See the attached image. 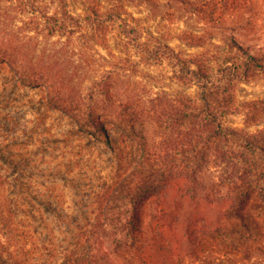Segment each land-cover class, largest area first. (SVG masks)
<instances>
[{
    "label": "trees",
    "instance_id": "obj_1",
    "mask_svg": "<svg viewBox=\"0 0 264 264\" xmlns=\"http://www.w3.org/2000/svg\"><path fill=\"white\" fill-rule=\"evenodd\" d=\"M130 1L157 0H81L80 14L71 10L70 0H0V70L18 74L23 86L44 89L49 108L62 103L77 128L71 135L94 139L120 155L122 174L108 199L112 207L80 229L62 264H165L167 259L184 264L186 251L175 250L167 220H186L192 257L202 253L203 237L214 244L221 240L232 251L259 241L264 236V99L242 102L238 87L264 76V55L251 54L230 38L224 49L202 45V53L183 56L160 38L148 37L127 8ZM235 1L203 0L187 10L207 20L212 33ZM111 26L123 48L138 52L143 63L168 64L184 91L145 97L120 73L121 66L98 64L92 41L98 37L106 47ZM39 58L56 72L34 69ZM92 65L90 85L77 88ZM240 111L243 127L230 125L228 119ZM111 124L139 159L112 138ZM7 191L0 182V257L6 264H32L46 247H38L19 226ZM201 202L224 206L225 219L209 226L193 222L187 204Z\"/></svg>",
    "mask_w": 264,
    "mask_h": 264
},
{
    "label": "rangeland",
    "instance_id": "obj_2",
    "mask_svg": "<svg viewBox=\"0 0 264 264\" xmlns=\"http://www.w3.org/2000/svg\"><path fill=\"white\" fill-rule=\"evenodd\" d=\"M202 1L157 0L153 2L156 6L130 1L127 8L140 20L149 38L151 34L160 38L183 56L202 53V45L224 49L230 38L251 54L264 55V0L230 2L233 7L218 17L217 32L212 33L207 31L210 25L207 20L187 10L191 3ZM70 7L75 14L83 13L81 0H70ZM110 30L106 47L100 46L98 37L92 41V55L98 64L107 69L121 66L120 73L130 76L145 97L184 91L185 87L174 78L168 64L146 65L138 52L123 48L117 29L111 26ZM184 31L204 38L187 39L182 36ZM41 60L32 64L34 69L53 68L56 72L53 65ZM92 69L93 65L86 68L87 78L77 81V88L90 85ZM17 75L0 70V182L8 190L19 226L31 234L38 247H46L42 250L43 256L33 258L32 264H62L64 253L72 248L80 229L97 220L100 211H107V207L109 211L112 207L108 199L113 195L118 174H122L120 155L94 139L71 135L77 128L65 106L57 103L58 109L49 108L44 100V89L23 86ZM238 95L242 102L264 99V76L240 84ZM244 115L240 111L231 116L230 125L242 128ZM113 125L109 127L112 138L130 155L134 154V159H139L138 151H131L122 144L119 130ZM248 129L256 132V127ZM214 175L217 177L219 173ZM102 195H107L106 199H102ZM188 204L186 209L188 215L194 217L193 222L206 221L209 226L225 219L224 206L206 202L197 207ZM166 224L172 232L175 250L186 251L184 264H228L229 260L232 264H264V236L236 251L221 240L214 244L203 237L199 245L202 253L192 257L189 255L191 244L184 235L186 220L174 224L167 220ZM164 263L172 264L173 259ZM0 264H6L4 257H0Z\"/></svg>",
    "mask_w": 264,
    "mask_h": 264
}]
</instances>
